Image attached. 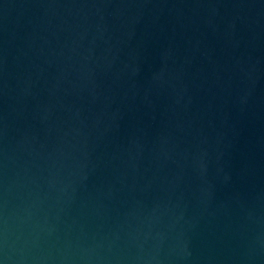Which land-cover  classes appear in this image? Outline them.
<instances>
[{"label":"water","instance_id":"water-1","mask_svg":"<svg viewBox=\"0 0 264 264\" xmlns=\"http://www.w3.org/2000/svg\"><path fill=\"white\" fill-rule=\"evenodd\" d=\"M0 264H264V0H0Z\"/></svg>","mask_w":264,"mask_h":264}]
</instances>
